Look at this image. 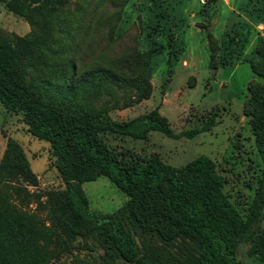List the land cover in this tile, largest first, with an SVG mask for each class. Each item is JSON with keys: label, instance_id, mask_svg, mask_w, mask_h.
<instances>
[{"label": "rangeland", "instance_id": "1", "mask_svg": "<svg viewBox=\"0 0 264 264\" xmlns=\"http://www.w3.org/2000/svg\"><path fill=\"white\" fill-rule=\"evenodd\" d=\"M123 1L61 0L52 8L42 0H0V40L28 37L39 44L30 53L25 50L34 66L24 70L22 79L38 86L43 103L55 110L73 113L76 105L86 103L102 107L111 121L126 122L156 109L175 133L201 127L217 111L211 131L190 139L174 140L160 132L144 140L112 134L102 139L117 153L155 155L172 167L201 155L211 158L224 177V192L244 217L263 195L262 214L237 250L242 264H263L253 250L264 235V154L243 110L249 102L248 87L264 83L248 63L258 39H264V0H129L120 9ZM12 6L21 13L9 10ZM119 11L122 31L115 32ZM208 33L212 45L220 47L213 60ZM151 45L156 50L152 63ZM67 64L74 67L67 74L74 84L62 80ZM99 68L117 72L120 87L93 100L89 81ZM133 82L138 89L130 86ZM58 88H77L79 100L56 102L60 100L52 91ZM21 119L0 104V210L18 219L20 236L26 240L22 246L43 250L54 258L53 264H126L106 249L97 233L64 232L70 218L55 157L49 144L31 136ZM8 141L21 148L27 173L2 166ZM81 187L96 214L117 213L127 201L106 177ZM125 223L139 247L152 244Z\"/></svg>", "mask_w": 264, "mask_h": 264}, {"label": "trees", "instance_id": "2", "mask_svg": "<svg viewBox=\"0 0 264 264\" xmlns=\"http://www.w3.org/2000/svg\"><path fill=\"white\" fill-rule=\"evenodd\" d=\"M42 1L54 8L61 0ZM128 2L124 0L120 9ZM9 10L21 13L15 6ZM118 16L113 26L115 32L122 31L119 24L123 13L119 11ZM207 38L213 60L220 47L212 45L211 34ZM258 42L248 63L254 75L264 82V39L259 38ZM34 48H39V44L28 37H16L12 42L0 40V104L8 112L21 114L27 132L49 144L64 185L62 199L70 218L64 232L70 236L80 231L97 233L106 249L126 264H242L237 259L238 246L262 214L263 195H258L244 217L224 192V177L211 158L201 155L182 167H172L155 155L141 158L117 153L102 139L103 135L112 134L144 140L151 132L174 140L190 139L211 131L216 125L217 111L201 127L175 133L156 109L126 122L111 121L102 107L86 103L76 105L78 110L73 113L55 110L43 103L38 86L31 87L22 79L24 70L34 66L30 65L25 50L30 53ZM148 51L152 63L156 50L151 45ZM253 58L258 59L257 64L252 63ZM65 67L67 72L62 73V80L74 84L67 76L74 67L68 64ZM117 75L107 68L94 73L95 79L89 81L93 100L120 87ZM130 86L139 87L138 82ZM79 92L77 88H58L52 95L59 103L66 99L77 102ZM248 92L249 102L243 115L250 118L253 135L264 154V83L256 88L249 86ZM6 164L27 173L24 154L15 142L6 144L2 166L5 168ZM99 177L109 179L126 197L121 211L114 214L91 211L81 185ZM125 221L152 244L146 242L139 247ZM19 230L18 219L0 210V264L55 262L43 250L25 249L22 245L26 240ZM255 243V256L264 264V235Z\"/></svg>", "mask_w": 264, "mask_h": 264}]
</instances>
